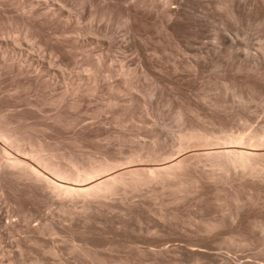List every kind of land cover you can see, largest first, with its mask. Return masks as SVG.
I'll return each mask as SVG.
<instances>
[{
  "label": "rangeland",
  "instance_id": "1",
  "mask_svg": "<svg viewBox=\"0 0 264 264\" xmlns=\"http://www.w3.org/2000/svg\"><path fill=\"white\" fill-rule=\"evenodd\" d=\"M263 46L264 0H0V148L86 183L187 160L70 198L0 149V264H264V179L181 139L263 132Z\"/></svg>",
  "mask_w": 264,
  "mask_h": 264
},
{
  "label": "bare ground",
  "instance_id": "2",
  "mask_svg": "<svg viewBox=\"0 0 264 264\" xmlns=\"http://www.w3.org/2000/svg\"><path fill=\"white\" fill-rule=\"evenodd\" d=\"M262 131L263 132L261 134L256 133L255 135L250 136L247 139L242 135H238L237 137L228 136L225 142H222V143H212L211 142L210 143L209 136H207L206 133L201 132V130L196 127L194 128L192 127L189 131H186L184 134H182L181 139L194 142L196 145L193 146V149L196 150L197 152L202 151V150L203 152L205 151L204 155L210 158V162L214 166L222 167V169H224V171L226 172L225 174L234 173L235 175H238L240 178L250 176L253 178L259 177L261 179H264V129ZM19 137H20L19 133L13 129L6 127V122L0 118V141L3 140L7 142V143H4L3 141H1L4 143V145L6 144L9 148H12L11 146H13L12 149H16V144L20 140ZM254 137H257V139H254ZM6 149H2L3 153L7 154V155H4V158L5 156H7L4 160L6 167L8 166L14 169L16 167H18L17 169H23V168L27 169L28 172L35 174L36 175L35 177L44 179L45 182H47L50 189L52 190V192H54L57 197L58 196L59 197L68 196L70 198H73V197H77L81 195H94V194L96 195L97 193H100V192L111 193L115 189L117 183H126L129 177L126 175H133L132 178H140V176L142 175L155 178V177H160L164 171L166 172L167 175H172L174 174L173 169L181 168L187 165V160H185L182 157L178 159L176 158L174 160L171 158L172 160L166 161L165 163H163V165H158L159 167H155L154 166L155 164H154L153 166L148 167L146 170L143 171L138 166H132L129 170L120 171L115 174L108 175L104 178H100L96 180L95 182L93 181V182L86 183L84 180L80 179L79 177L80 176L79 175L80 166H78V164L74 160H72L73 170L67 169L63 167L62 165H60L59 162H55L56 160L55 161L52 160L54 155H46L44 154V151H45L44 148L38 147L37 149L34 150L33 153L27 154V157L25 156V158H29L30 160L33 159L31 161L36 162L35 164L38 163L37 166L40 165L41 167H44L42 168V171H39L36 169L37 167L35 168L33 167L34 165L33 166L31 165L32 163L29 164L25 158H21L18 156L11 157L12 155L10 154V152H8V149L7 150ZM4 150H6L7 152H5ZM195 156H198V155H195ZM0 158H1V155H0ZM10 168L8 170H10ZM164 168H166L167 171L163 170ZM44 169L49 171L48 173H50V175L52 174V176L56 178L55 179L53 178V180L52 178L51 179L46 178L45 175H42L40 173V172H43ZM9 172H11V170ZM217 173H220V172H217ZM223 173L224 172H222V174ZM43 174L45 173L43 172ZM207 174H208L207 176H211V177L214 176V178H216L214 173L212 172L207 171ZM56 179L57 181H55ZM237 199L240 200V197H238ZM261 223L260 224L264 229V222H261ZM210 226L211 228L215 227L214 225H210Z\"/></svg>",
  "mask_w": 264,
  "mask_h": 264
}]
</instances>
